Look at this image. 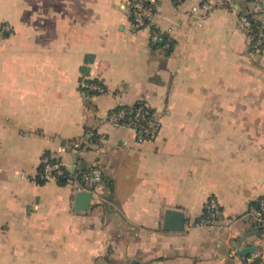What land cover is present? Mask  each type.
I'll return each mask as SVG.
<instances>
[{"label":"crops","instance_id":"1","mask_svg":"<svg viewBox=\"0 0 264 264\" xmlns=\"http://www.w3.org/2000/svg\"><path fill=\"white\" fill-rule=\"evenodd\" d=\"M233 1L156 0L165 47L128 0H0V264H264V222L248 214L264 196V47ZM137 101L160 116L142 142L106 120ZM46 153L71 174L101 166L87 209L72 175L32 179ZM210 196L225 225H198Z\"/></svg>","mask_w":264,"mask_h":264},{"label":"built area","instance_id":"2","mask_svg":"<svg viewBox=\"0 0 264 264\" xmlns=\"http://www.w3.org/2000/svg\"><path fill=\"white\" fill-rule=\"evenodd\" d=\"M174 1L181 2L183 0ZM225 1L229 5H232L234 2L233 0ZM155 2L156 0H128V10L132 25L137 29H150V40L152 43H156L161 39V34L156 29L153 21ZM246 3L249 6V10H240L241 12L238 15V28L246 34H251L253 28L248 14L250 12L264 14V0H246ZM204 8L210 9L211 6L204 5ZM261 22L262 25L259 24V28L255 33V44L258 48L264 47V21L261 20ZM163 45L165 47L169 45L168 39ZM79 86L87 92H105V88L101 83L89 81L85 78H81ZM124 114L125 112L123 110L113 111L108 113L106 120L112 124L122 125L119 123V120L124 117ZM122 126L133 129L136 133L137 141L142 142L147 140V136L152 138L158 132L160 116L156 112H150L148 109L146 110L142 106H139L135 111L134 119L128 125ZM99 138H102V136ZM81 144V140L71 142L74 149H79ZM67 177H70L68 164L53 153H46L42 156L38 171L32 176V179L40 182H57L60 178ZM80 177V190L88 192L92 196L96 187L103 182V171L101 166L95 163L91 167L81 170ZM257 201V206H251L248 214L257 221L264 222V196ZM225 221L219 202L214 196H210L204 205L203 214L198 221V225L208 227L222 226L226 224Z\"/></svg>","mask_w":264,"mask_h":264},{"label":"trees","instance_id":"3","mask_svg":"<svg viewBox=\"0 0 264 264\" xmlns=\"http://www.w3.org/2000/svg\"><path fill=\"white\" fill-rule=\"evenodd\" d=\"M245 2H246V0H245ZM225 3H226V1H225ZM242 10H249V6L245 7V9H242ZM254 14H255L254 12H250L248 14V17H249V19L251 21V24H252L253 32H251V34H247V36L251 40L252 47H255L256 46V44H255V42H256V34L255 33H256L257 29L259 28V24L262 25L261 20L259 18H257ZM129 15H130V13H129ZM130 19H131V16H130ZM166 39H167L166 35L165 34H161V39L158 42L154 43V44H156V45H162L163 43H165V40ZM139 106H142L146 110L148 109L150 112H156L151 106H149L144 101H137V102H135V103H133L131 105L118 106V107L112 109L110 112L118 111V110H123L125 112V114H124V117L119 120V123L122 124V125H128V123L134 119L135 111H136V109ZM154 136H152V138ZM99 137L100 136L98 134H96L95 132H92L91 135L88 136V143H89V145H92V146L99 145V143H100V138ZM146 139H151V137L147 136ZM71 175L74 177V179L76 181H78L79 184H81L80 171L74 172L72 174L70 173V177H72ZM70 177L60 178L57 182L58 183L66 182L67 180H70ZM103 180H104V176H103ZM106 182L109 185V187L111 188V186H112L111 185V181L106 180ZM257 202H255L252 206H257ZM258 222H260V221H258ZM259 261H260L259 259H256L253 262V264H257V263H259Z\"/></svg>","mask_w":264,"mask_h":264},{"label":"water","instance_id":"4","mask_svg":"<svg viewBox=\"0 0 264 264\" xmlns=\"http://www.w3.org/2000/svg\"><path fill=\"white\" fill-rule=\"evenodd\" d=\"M91 194L85 191H79L75 195V208L78 210H85L89 207ZM165 228L178 230L183 227V216L180 212H166L165 215ZM253 248H242L239 254L249 252Z\"/></svg>","mask_w":264,"mask_h":264},{"label":"rangeland","instance_id":"5","mask_svg":"<svg viewBox=\"0 0 264 264\" xmlns=\"http://www.w3.org/2000/svg\"><path fill=\"white\" fill-rule=\"evenodd\" d=\"M242 10V9H241ZM261 14H263V13H261Z\"/></svg>","mask_w":264,"mask_h":264}]
</instances>
